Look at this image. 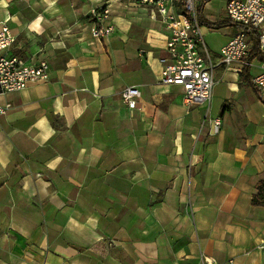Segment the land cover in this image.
Instances as JSON below:
<instances>
[{
  "label": "crops",
  "instance_id": "1",
  "mask_svg": "<svg viewBox=\"0 0 264 264\" xmlns=\"http://www.w3.org/2000/svg\"><path fill=\"white\" fill-rule=\"evenodd\" d=\"M227 1L195 0L221 23H200L216 60L239 31ZM102 8L114 29L96 38ZM152 13L140 0H0L9 54L50 65L0 95V264H264L259 58L244 74L218 65L210 100L188 106L160 81L169 32ZM125 86L140 91L133 110Z\"/></svg>",
  "mask_w": 264,
  "mask_h": 264
},
{
  "label": "built area",
  "instance_id": "2",
  "mask_svg": "<svg viewBox=\"0 0 264 264\" xmlns=\"http://www.w3.org/2000/svg\"><path fill=\"white\" fill-rule=\"evenodd\" d=\"M153 7L152 16L158 18L168 30L167 56L163 58L160 81L166 85L182 88L184 101L188 106L208 102L214 86V73L218 65L241 62L251 66L246 60L257 39L260 58L259 72L252 78V86L258 99L264 104V0H228L226 15L228 20L239 27L219 51V60L209 51L201 31L196 13L195 0H140ZM95 24L91 34L96 38L107 37L114 29L108 21V11L102 8L95 12ZM16 37L3 23L0 28V95L24 89L31 82L50 78L47 59L27 61L19 55L9 54ZM121 96L128 108L133 110L140 97L136 86L122 88ZM11 104L0 103V115H4ZM221 127V119L213 120V132ZM209 262V261H208ZM210 263V262H209Z\"/></svg>",
  "mask_w": 264,
  "mask_h": 264
},
{
  "label": "trees",
  "instance_id": "3",
  "mask_svg": "<svg viewBox=\"0 0 264 264\" xmlns=\"http://www.w3.org/2000/svg\"><path fill=\"white\" fill-rule=\"evenodd\" d=\"M197 16L198 20L201 24H206L210 27H216L218 25H221V23H213L210 21H207L201 17V11H202V6L197 7ZM254 40V45L246 58L247 61L251 62L255 58H260L259 53L257 51V39L256 37H253ZM248 71V66L242 71V74L246 73ZM251 202L253 205L257 206H263L264 207V180H260L257 184V192L252 196Z\"/></svg>",
  "mask_w": 264,
  "mask_h": 264
},
{
  "label": "rangeland",
  "instance_id": "4",
  "mask_svg": "<svg viewBox=\"0 0 264 264\" xmlns=\"http://www.w3.org/2000/svg\"><path fill=\"white\" fill-rule=\"evenodd\" d=\"M19 56H21V55H19ZM258 61V60H257ZM214 87V86H213ZM212 93H213V89H212Z\"/></svg>",
  "mask_w": 264,
  "mask_h": 264
}]
</instances>
